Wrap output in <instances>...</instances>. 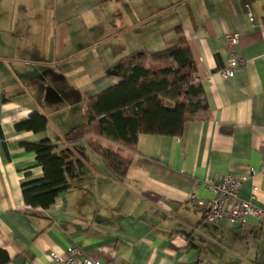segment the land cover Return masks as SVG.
Listing matches in <instances>:
<instances>
[{
  "label": "crops",
  "instance_id": "obj_1",
  "mask_svg": "<svg viewBox=\"0 0 264 264\" xmlns=\"http://www.w3.org/2000/svg\"><path fill=\"white\" fill-rule=\"evenodd\" d=\"M176 27L207 110L187 118L180 135L140 133L133 147L93 133L65 142L88 98L118 83L105 69L172 45ZM228 32L240 34L244 60L233 77L221 73ZM33 112L46 116L45 128L18 130ZM44 138L64 158L71 188L32 207L21 182L43 170L23 143ZM91 143L128 160L125 175ZM226 175L243 179L241 199L255 185L264 207V0H0V264H53L49 252L70 246L78 262L264 264L257 219L207 222L189 202L213 198L205 181Z\"/></svg>",
  "mask_w": 264,
  "mask_h": 264
},
{
  "label": "trees",
  "instance_id": "obj_2",
  "mask_svg": "<svg viewBox=\"0 0 264 264\" xmlns=\"http://www.w3.org/2000/svg\"><path fill=\"white\" fill-rule=\"evenodd\" d=\"M195 73L186 38L176 27L172 45L137 51L105 69L107 76L119 79L118 83L88 98L81 122L64 135V141L73 142L93 133L133 147L140 133L180 135L187 118L208 108ZM46 122L45 115L33 112L16 128L38 131L45 128ZM23 146L35 153L36 163L43 170L41 177L21 182L23 200L29 206L46 208L58 193L71 188L64 158L55 152L56 144L48 138L24 142ZM90 147L117 176L125 175L128 160L99 145L91 143ZM7 258L5 255L4 260Z\"/></svg>",
  "mask_w": 264,
  "mask_h": 264
},
{
  "label": "built area",
  "instance_id": "obj_3",
  "mask_svg": "<svg viewBox=\"0 0 264 264\" xmlns=\"http://www.w3.org/2000/svg\"><path fill=\"white\" fill-rule=\"evenodd\" d=\"M249 16L252 20L250 13ZM239 39L238 32H228L225 35L226 44L230 49V58L225 67L221 69V73L226 77H233L236 69L244 64L238 52ZM250 174H253V170ZM242 180L230 175L220 180L208 179L205 181V187L214 197L203 199L191 195L189 202L201 211L207 222L224 221L229 226H242L248 217H253L264 225V207L256 204L257 187L255 185L252 187L249 199L238 197ZM79 253L80 249L70 246L63 253L50 251L49 257L53 264H104L98 259L90 258L78 262Z\"/></svg>",
  "mask_w": 264,
  "mask_h": 264
},
{
  "label": "rangeland",
  "instance_id": "obj_4",
  "mask_svg": "<svg viewBox=\"0 0 264 264\" xmlns=\"http://www.w3.org/2000/svg\"><path fill=\"white\" fill-rule=\"evenodd\" d=\"M99 26H100V28L102 29V30H106L107 29V27H108V23L107 22H105V23H103V22H101V23H99ZM110 27H111V31L113 32L114 30H116L115 28H114V24H110ZM107 31V30H106ZM103 49V48H102ZM100 50H101V47H100ZM98 61V60H97ZM97 64H98V62L96 63V66H97ZM87 68V67H86Z\"/></svg>",
  "mask_w": 264,
  "mask_h": 264
}]
</instances>
